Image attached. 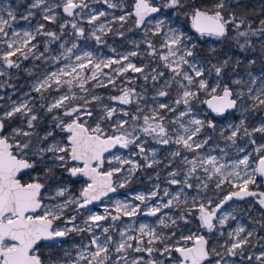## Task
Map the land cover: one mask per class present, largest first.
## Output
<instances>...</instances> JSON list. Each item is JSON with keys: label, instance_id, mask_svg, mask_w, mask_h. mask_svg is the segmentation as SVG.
Here are the masks:
<instances>
[{"label": "snow or ice", "instance_id": "obj_1", "mask_svg": "<svg viewBox=\"0 0 264 264\" xmlns=\"http://www.w3.org/2000/svg\"><path fill=\"white\" fill-rule=\"evenodd\" d=\"M238 4L134 0L131 11L124 0L0 4V264H264V142L256 138H264V18L254 26L247 13L232 10ZM186 8L191 27L216 44L231 45L229 51L209 46L202 55L169 18L170 11ZM130 19L143 38L129 40L134 50L105 57L103 47L116 53L107 37L126 39ZM21 21L28 27L18 29ZM137 56L158 63L137 66ZM26 61H32L29 67ZM129 71L151 82L154 95L149 98L143 85L139 92L129 87L135 78L118 84ZM21 74L28 78L27 91ZM109 87L120 94L95 93ZM201 94L210 97L202 102L217 117L238 111V123L220 126L215 118H201L195 110ZM258 114L250 126L249 116ZM88 120L95 126H87ZM149 141L156 146L147 147ZM161 149H167L163 159ZM106 153L111 167L101 171ZM150 168L159 169L157 181L167 170V186L157 182L103 212L91 210L137 171ZM29 173L36 174L22 182L20 176ZM65 175L88 182L73 193ZM226 184L232 190L225 191ZM249 198L262 210L258 217L249 215L251 227L238 221L251 206L226 210ZM141 215L156 220L139 222ZM125 217L128 223H122ZM70 237L82 239L68 244Z\"/></svg>", "mask_w": 264, "mask_h": 264}, {"label": "rangeland", "instance_id": "obj_2", "mask_svg": "<svg viewBox=\"0 0 264 264\" xmlns=\"http://www.w3.org/2000/svg\"><path fill=\"white\" fill-rule=\"evenodd\" d=\"M20 3H21V0H0V4L10 5L13 8H16V5H18ZM124 4H125V10L131 11L132 6L134 4V0H124ZM97 7L106 10V6L103 4L97 5ZM23 10L24 9L22 7L17 8V12H22ZM109 11H111V10H109ZM186 11L190 12V10L188 8H186V9L180 10V13H178V14H176L175 12H172V11H170L168 13L169 18L174 22L173 26L179 27L182 31H184L191 38L192 42L195 43L197 45V47L201 50L202 49L207 50L209 48V46H212V47H216L218 50H222L225 52L229 51V49H230L229 46H226L225 44H216L213 42L212 38L201 37L197 32H195L194 29L191 27L190 16L185 15ZM120 14H121V12L119 9L115 10V15H120ZM109 19H110V17H109ZM39 20H40V17H39V15H37L31 21L32 25L35 26L37 21H39ZM133 25H134V22L132 19H130L125 24L124 31L126 32V37H127L126 39L121 38V37L112 36L111 34L107 37V43L111 47L116 49V53L111 52L110 49L107 47L101 48L100 52L105 57H108V56H117L118 54H123V53H127L130 50H134L132 45L129 43V40H141L143 38V34L141 31L133 28L134 27ZM83 26L85 27L86 30L90 27L86 23ZM16 27L18 29H25L28 27V25H27V23L21 21L19 24L16 25ZM114 27H118V26L114 25ZM47 28H48V30L59 31L58 26L55 24H48ZM128 29H132V31L129 32ZM39 39L41 41H43L45 38L40 37ZM69 39H71V38H69ZM156 39L158 40L159 38H156ZM87 44L89 46L95 47L94 41H87ZM40 50L43 51L42 46H41ZM142 50H143V46H141V51ZM132 61L134 63H136L137 66H140L142 63H150L152 66H156V64L158 63V61H150L148 58L141 57V56L133 57ZM31 63H32V61H26V62H24V66L29 67L31 65ZM37 63H40V62H37ZM105 71H108V70L105 69ZM131 78H135L136 83L128 85L129 87H134L139 92L142 90L141 85H143L144 87H146L148 89L147 96L149 98L154 95V91H153V88L151 86V82H148V84H145V82L140 78L139 74L132 73L131 71H129L125 75V77H121L120 80L117 81V83L119 84L121 80L131 79ZM24 80H25V82H22ZM27 82H28V78L22 74V77H20V80H19L20 84L25 85V87L22 89V91H27ZM103 89H104V91L102 90V88H97V89H95V93L98 95H102L104 97H107L110 95H119L120 94L118 91H116L115 89H112L111 87L103 88ZM172 92L174 95L175 89H173ZM15 98L16 97L14 96L13 99H15ZM208 98H209V96H207L205 94H201L200 99L195 102V110L201 116V118H203L204 116H208V118H215L217 124L220 126H224L230 122H237L238 123V121L240 119V113L238 111L233 113L232 115L225 114L224 117H216L215 115H213L208 110L206 103L202 102V101L207 100ZM168 99L171 100L172 97L170 96ZM148 103H152L151 99L148 100ZM92 107L95 109L96 106L92 105ZM125 107H127L129 110L131 108L134 109V110H130V111H133V112L135 111V107L132 105L125 106ZM258 121H259V114L256 116H249L248 123L250 126L255 125ZM87 126H93L94 127L95 126L94 120H88ZM102 126L105 128L107 134H111V128H110L109 124H104ZM256 138H257L258 142H264V138H261L259 135ZM245 142H246V140L241 141L242 146ZM155 146L156 145H154L151 141H149L147 144V147H155ZM132 151H135V149H132ZM166 151H167V149H161L158 158L163 159L164 156L166 155ZM247 151L248 152L252 151L251 146L248 147ZM113 152L115 154H122L125 156L128 155V150H120L118 152L116 150H113ZM214 154H217V153H214ZM108 156H109V154L105 155L106 160H105V163L101 166V171H107L111 167V165H109L107 163ZM232 158H235V157L233 156ZM166 162L167 161L165 160V163ZM141 163H143V161H141ZM160 168L162 169L163 165H161ZM158 170L159 169H157V168H150V169H143V170L137 171V173L133 176L131 182L128 185H126L123 188L117 187L116 193L102 198L101 201H98L97 203H93L89 207L91 208L92 211L103 212V208L105 206H108L111 208L113 203L117 200H121V201L131 200L132 197H134L137 193L149 192L152 189V185L154 183L160 182L161 187L167 186L163 182L164 177L167 175V170L160 171V180L157 181L155 176H156V173ZM35 174L36 173H29L28 177L34 176ZM57 175H59V173H57ZM149 177H152V179L150 180ZM123 178H124V174L122 173L118 176H114L113 180L115 183L118 184L119 182H121L123 180ZM64 182H66L71 187V190L73 193L78 194L80 192V190L82 189V187L85 186L86 182H88V179H85L82 176L69 177V176L65 175L64 176ZM224 189H225V191L232 190L231 186L227 185V184L224 185ZM173 190H175L174 187H173ZM262 190H264V189H262ZM192 194H195V193H192ZM249 206H251V208H252V211L250 212V214H241L240 216H238L239 222L249 224V215L258 217L259 215H261V212H262L260 207L258 205H255L251 198H249L246 201H234L228 205L226 210L230 211L236 207L248 209ZM85 215H87V213H85ZM137 219L139 222H145V223H149V224L154 223L156 220L155 217L143 216V215L139 216ZM128 222L129 221H128L127 217L123 218L122 223H128ZM236 223H237L236 221H233L231 223L230 227L234 228L236 226ZM197 227H198V225H197L196 221L194 220L192 225H191V230L196 231ZM249 227H251L250 224H249ZM226 231H227V229H226ZM185 234H187V230H185ZM260 235H262V234L260 233ZM81 239H82V237H70V238H68L67 243L68 244H71L73 242L79 243ZM221 242H223L222 239H221ZM41 248L43 249L44 255L47 256V253L49 250L47 248H44L43 245H41ZM173 255L175 256L176 253H173Z\"/></svg>", "mask_w": 264, "mask_h": 264}, {"label": "trees", "instance_id": "obj_3", "mask_svg": "<svg viewBox=\"0 0 264 264\" xmlns=\"http://www.w3.org/2000/svg\"><path fill=\"white\" fill-rule=\"evenodd\" d=\"M186 2L193 6H202V5H211L214 2V0H186ZM262 9H264V0H239V4L234 5L232 10H234L238 15L247 13L248 18L254 21V26H255V24H258L260 19L264 18V11H262ZM255 13H260V14L256 15ZM229 35H232L231 30L229 32ZM225 45L229 46V48L232 47L231 45H227V44ZM202 50H203L202 51V55H203V53H205L207 50L205 49ZM22 82H25V80ZM102 90L104 91L103 88ZM130 110H134V109L131 108ZM261 234L264 235V232H261Z\"/></svg>", "mask_w": 264, "mask_h": 264}, {"label": "flooded vegetation", "instance_id": "obj_4", "mask_svg": "<svg viewBox=\"0 0 264 264\" xmlns=\"http://www.w3.org/2000/svg\"><path fill=\"white\" fill-rule=\"evenodd\" d=\"M82 177H83V176H82ZM20 178H21L22 182H26V181L29 180L28 175H21ZM83 178L88 179L87 177H83ZM97 202H98V201H96V202H94V203H97Z\"/></svg>", "mask_w": 264, "mask_h": 264}, {"label": "water", "instance_id": "obj_5", "mask_svg": "<svg viewBox=\"0 0 264 264\" xmlns=\"http://www.w3.org/2000/svg\"><path fill=\"white\" fill-rule=\"evenodd\" d=\"M194 31H195V29H194ZM195 32H196V31H195ZM198 34H199V33H198ZM209 98H210V97H209ZM209 98H208V99H209ZM206 106H207V108H208V105H207V104H206ZM208 110L211 112V109L208 108ZM211 113H212L213 115L216 116L215 113H213V112H211ZM216 117H217V116H216ZM106 154H107V153H106ZM106 154H105V155H106ZM114 193H116V191H115V192H112V193H109L108 196H109V195H112V194H114Z\"/></svg>", "mask_w": 264, "mask_h": 264}]
</instances>
